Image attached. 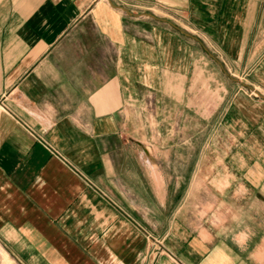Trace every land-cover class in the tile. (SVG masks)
<instances>
[{"label":"crops","instance_id":"1","mask_svg":"<svg viewBox=\"0 0 264 264\" xmlns=\"http://www.w3.org/2000/svg\"><path fill=\"white\" fill-rule=\"evenodd\" d=\"M0 264H264V0H0Z\"/></svg>","mask_w":264,"mask_h":264},{"label":"rangeland","instance_id":"2","mask_svg":"<svg viewBox=\"0 0 264 264\" xmlns=\"http://www.w3.org/2000/svg\"><path fill=\"white\" fill-rule=\"evenodd\" d=\"M207 49L209 51V54H211L213 57H215V59L221 61L219 53L215 50V48L207 45ZM234 77V76H233ZM210 122L214 119V117H209ZM180 153L179 155H183L182 150L177 149ZM195 149L193 148V155ZM194 166V165H193ZM181 167V168H180ZM211 167H213L211 169ZM162 171L168 172V169L166 168L165 165H162ZM176 168L179 170V172L183 171V165H176ZM201 171V170H200ZM202 171L203 172H208L209 175H212V172L215 171V165H211L209 164H204V168L202 167ZM145 236H146V248H147V253L149 255H155V257L162 252V246H161V240L158 239V237L154 236L150 231H145Z\"/></svg>","mask_w":264,"mask_h":264}]
</instances>
